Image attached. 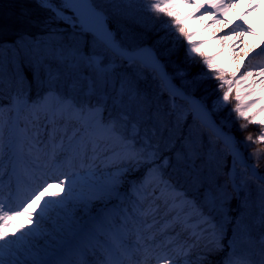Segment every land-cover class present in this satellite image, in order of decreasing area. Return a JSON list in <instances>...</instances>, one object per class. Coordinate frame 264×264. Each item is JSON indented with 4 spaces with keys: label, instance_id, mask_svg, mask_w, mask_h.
I'll return each mask as SVG.
<instances>
[{
    "label": "snow or ice",
    "instance_id": "obj_1",
    "mask_svg": "<svg viewBox=\"0 0 264 264\" xmlns=\"http://www.w3.org/2000/svg\"><path fill=\"white\" fill-rule=\"evenodd\" d=\"M238 2L141 0L146 11L170 18L163 26L177 34V43L181 38L187 42L188 60L195 62L197 54L202 58L208 71H201L193 83L219 81L222 95L211 102L193 98L182 82L175 81L162 62L163 53L118 40L109 28L108 10L97 0H37L39 8L49 14L41 21L44 38L21 34L10 41L0 40V177L5 170L3 159L11 165L9 183L0 179V264H214L218 253L224 256L215 264H264V175L257 171L260 157L253 154L256 163L249 164L235 136L213 119L228 106L234 83H239L235 79L239 69L229 78L230 70L201 50L207 41L194 40L200 34L196 25L213 17L216 19L209 27L224 24ZM260 7L253 0L249 11ZM188 8L194 11L186 13ZM241 21L233 34L255 32L250 21L244 17ZM223 39L231 40L232 35ZM256 55L264 57V48ZM252 67L257 65L250 61L248 68ZM258 67V75L264 77V63ZM65 68L84 73L91 69L90 94L100 84L107 95L111 84L114 96L107 100L112 112L100 101L85 108L60 94L53 85ZM176 75L183 77L184 73ZM253 75L245 70L240 80ZM149 78L155 90L140 87ZM33 84H47L48 94L32 100L29 90ZM260 84L264 85V79ZM5 88L9 90L6 105ZM235 100L231 111L240 119L252 123L264 115V107L252 111L264 103V88L250 102H245L238 90ZM258 124L264 126V119ZM185 127L187 135L179 138L182 143L177 148L175 131ZM246 140L264 143V127L255 140L251 135ZM226 161L231 168L223 173L225 180L220 183ZM100 165L108 169L102 181L95 179ZM167 169H171L170 179L163 178ZM238 172L242 174L239 180ZM250 181L259 189L256 221L243 191L251 188ZM129 183L135 193L132 207L123 219L108 214L119 226L108 216L95 218L92 225H78L65 211L74 204L79 205L75 215L94 211L89 207L93 201L119 199ZM57 184L64 195L52 191ZM189 188L199 195L198 201L188 198ZM60 212L65 226L46 232L45 226L52 228V217ZM161 214L163 227L157 219ZM21 216L28 217L32 227L18 224ZM67 231L73 232V238L61 244V232ZM169 235L173 238L165 239Z\"/></svg>",
    "mask_w": 264,
    "mask_h": 264
},
{
    "label": "rangeland",
    "instance_id": "obj_2",
    "mask_svg": "<svg viewBox=\"0 0 264 264\" xmlns=\"http://www.w3.org/2000/svg\"><path fill=\"white\" fill-rule=\"evenodd\" d=\"M113 3H120L121 2V5H123L124 3L125 4H129L128 0H111ZM241 1V0H239ZM136 3H140L141 5H143V3H141V0H131V3L129 5H132V4H136ZM8 3L6 2V5ZM3 5V4H1ZM20 5H23L22 6H19L17 7L16 9H7L8 11L10 12H6V11H3L0 9V19H2L3 21H12L11 22V26H10V30L13 31V30H19L18 32L20 34H28V35H35V36H38V33H42L41 34V38H44V33H43V30H42V25H41V21L43 19H40V18H37L38 15L36 17H32L36 15L35 14H31L30 13V8L28 7V9H25L24 7L26 6L25 4H20ZM263 5H264V0H263ZM144 6V5H143ZM5 7V6H4ZM2 7V8H4ZM8 7V5H7ZM258 11V9H257ZM259 13V12H258ZM46 17V15H45ZM44 17V18H45ZM168 18V17H167ZM38 19V20H37ZM166 19V18H165ZM109 23H110V26H112V29L115 30L116 34H117V39H123L120 35H119V32L117 31V29L115 28L116 26V21L114 19V15L110 13L109 15ZM263 30H264V23L261 25ZM16 35V34H15ZM19 35V34H17ZM200 41V40H199ZM261 41V40H260ZM186 41L183 40V44L186 45ZM206 43L202 46V51L205 52V49H203L205 47ZM251 46V45H250ZM184 48V47H183ZM257 46H252L250 49H246L244 48L242 50V54H239L241 56L239 57H244L245 59L250 57V56H253L255 51L257 50ZM185 51V56H186V50L184 49ZM221 58L223 60H226L227 56H225L224 54H220ZM195 60L197 61V65L199 66L200 70L202 71H205L207 72V68L206 66L203 65L202 63V58L199 56V54H197L195 56ZM251 62H255V59H251ZM119 61L117 62V65H118V68L117 70L120 71L122 70L120 67H119ZM229 68H231V71H235L237 68L241 67V64L238 63L237 66H233L232 64H228L227 65ZM170 72L172 73V75L177 78V80L179 82H182L183 84L186 85V87L189 89V91L192 93V94H199V95H204V94H207V98H210L211 101L215 100L216 97L218 95H222V91L223 90H220L217 86L219 84V81L215 80V79H212V80H207L209 82L210 85L207 86L206 89H204V91H200L198 86L193 84L192 81L190 79H188L187 77H181V76H178L176 75L177 72H180V69H177V68H171V67H168ZM64 70H66V72H71L76 79L77 81H74L73 82V88H75V93H78L80 92L79 90H81L80 92V95H76L75 99L74 97H72L71 95L73 94H65V92H61L60 94L66 96L67 98L69 99H73V102L76 103L77 105L81 106V107H89V106H96L97 105V102L100 101L102 106H104L107 111L109 112H112L113 110V107H112V103L107 100V96H114V91H113V88L111 87V84L109 85L108 89H107V95L105 94V89L102 85L98 84L97 85V88H96V91L101 95H97L99 96V99L101 100H90L89 99V94L91 93L92 91V79H93V75H92V71L91 69L88 71V73H84L82 69L80 70H77V69H72V68H65ZM245 70H253L252 68H248L245 67L244 68V71ZM243 71V72H244ZM239 71H236V77L235 79L236 80H239L241 74L243 73H238ZM212 75L215 76V72L214 70L212 71ZM229 78H231V75L229 74ZM82 79V80H81ZM82 82L86 83V84H82ZM191 83V84H190ZM188 84V85H187ZM70 87V85H69ZM140 87L142 89H148V88H151L153 90H155V83L154 81H152L150 78L147 79L146 81H143L141 82L140 84ZM226 90V89H225ZM236 91H237V83H234V87H233V90H232V94L230 95V102L228 104L227 107H224L220 112H217L215 115L219 116V120L221 121V123H223L227 128H231V117H235L237 118L238 120H240V118L238 117V115L231 111V109H233L236 105V100H235V95H236ZM87 92V95H85V93ZM48 94V91H45L44 93H42L40 96H44V95H47ZM9 95V90L7 88H5V99L3 101V103H5V105L8 103V100H7V96ZM83 95V96H82ZM39 95L36 96L34 99L32 100H35L37 99L38 97H40ZM87 96V98H86ZM205 98V96H202ZM106 99V100H105ZM166 99V97H165ZM210 100H207L208 102ZM105 101H108L109 103L105 102ZM5 119L8 118L7 116V111H5ZM243 120V119H242ZM174 122V121H173ZM191 122L189 121V124ZM254 123V125H256L257 129L255 130L254 134H251V136L254 138L258 137L259 134H260V129L261 127H264V126H260L258 124V121H255V122H252ZM252 123H248L249 125H252ZM253 126V125H252ZM254 127V126H253ZM187 135V128H183L181 130H176L175 131V136L176 137H182V136H186ZM177 138V140H178ZM165 155H169V153H164ZM229 161H230V158H229ZM229 161H226V168L222 170L221 172V176H220V183H223L224 180H225V176L223 175L224 172L228 171V168H229ZM166 174H171V169H167L165 170V173H164V176L163 178L164 179H168L166 176ZM174 177V176H172ZM242 178V174L239 173V176H238V180ZM129 180L132 182V183H135L136 180L133 179L132 176L129 177ZM250 185H251V188L250 189H244V196L248 198L249 200V204H250V207L248 209V211L251 213V218L256 221L258 220V216H259V189H258V185L255 183V182H252L250 181L249 182ZM191 192H190V191ZM52 191H55L57 193H60L61 195H64L62 189L60 188V186L57 184V185H54ZM188 191L190 193L194 192L192 191V189H188ZM84 192H85V189H84ZM133 188L131 187V183L129 184H126L122 190L120 191L119 193V199L117 198H113L112 201H108V202H99V201H93L91 205H89V207L91 208L92 206H94V211H90V212H87V213H84L82 215H75L74 217L70 216L68 214L69 217H72V219H74L78 225L80 224H89V225H92L93 222H94V218H97V217H103V216H108V219L111 220L112 224L115 225V226H119L117 224V220L113 217V216H110L108 215L109 213H112L114 214L115 216H118L120 219H123V215L128 211V209H130V203H133V200L132 198H135L133 196ZM198 195V194H197ZM199 196V195H198ZM189 199H192V200H196L194 198L193 195H189L188 196ZM34 209L36 208V205L33 204L32 206ZM73 207H79L78 204H74ZM235 210V209H234ZM38 211V209H37ZM67 212V209L65 210ZM77 213L76 211H74V214ZM17 223L18 224H21V225H24L26 227H32L31 224H29V219L28 217L26 216H21L18 218L17 220ZM66 224V220H65V217H64V213L63 212H60L58 213L57 215L53 216L52 217V220H51V224H52V228H48L47 225L45 226V229H46V232H53V230L55 231H60V226L61 224ZM11 229H9V232L11 233ZM256 235L258 236L259 235V228H258V225H257V228H256ZM61 236L63 237V240H61V244H65L67 242H70L73 238V232L72 231H68L67 233L65 232H61ZM229 238L228 237H225V239L227 240ZM86 239L87 238H83V240L86 242ZM45 243H48V241H45ZM224 256L223 253H218L216 254V256L214 257V264H215V261H218L220 260L222 257Z\"/></svg>",
    "mask_w": 264,
    "mask_h": 264
},
{
    "label": "trees",
    "instance_id": "obj_3",
    "mask_svg": "<svg viewBox=\"0 0 264 264\" xmlns=\"http://www.w3.org/2000/svg\"><path fill=\"white\" fill-rule=\"evenodd\" d=\"M6 2L8 3V7ZM97 2L104 4L109 15L110 13L114 15V19L116 21L115 28L119 32V35L126 42L139 45L143 43L152 44L157 49L158 53L164 54L163 60L168 67L180 69V72L184 73L183 77H187L192 81V83L196 80V77L202 70H200L199 66L195 62L186 58L183 48V38H181V42L177 43L175 40V36L177 34L169 32V30L163 26L162 22H170V18L160 14L150 13L146 11L144 6L140 3L132 5L124 3L121 5V2L113 3L111 0H97ZM20 4H25V9H28L29 7L31 14L36 13L35 16L32 15L33 18L38 15L37 18L44 19L45 15H49L47 12L39 8L38 4L29 0H0V9L10 12L8 11L9 9L13 10L19 6L23 7V5ZM127 12H131V17L125 14ZM11 22L12 21H3L0 19V40L10 41L13 38H18L21 35L18 32L19 30H17V32L16 30H10ZM41 34L38 33V37H40ZM71 74V72L67 73L66 70H64L63 74L55 84L67 87L69 82L74 78V76ZM193 84L197 85L200 91H204V89L210 85L207 80L197 81ZM38 87L39 86L36 84L32 85L33 89ZM93 94L97 95L99 93L95 91ZM203 96L207 98V94H204ZM207 99L210 100V98ZM231 123V130H233L236 134L245 154L250 159H252L251 157L253 154L258 155L260 157L259 169L264 172V143L253 144L252 142L246 140L247 136L254 134L256 127L254 125V127L249 125L245 120H238L233 116L231 117ZM243 125L247 126L242 127ZM252 160L256 163L255 159Z\"/></svg>",
    "mask_w": 264,
    "mask_h": 264
},
{
    "label": "bare ground",
    "instance_id": "obj_4",
    "mask_svg": "<svg viewBox=\"0 0 264 264\" xmlns=\"http://www.w3.org/2000/svg\"><path fill=\"white\" fill-rule=\"evenodd\" d=\"M226 2L232 3L234 2V0H226ZM252 2L253 0L239 1L237 7L233 11L227 14L225 23L222 25L209 27L210 25H212V19H216V17L203 21L200 25H196L195 27L200 28V34L194 37V40L196 41H199V40L207 41L205 47L203 48L205 49V53L209 56L216 57L215 62L223 67L228 68L230 70L229 74L231 76H232V71H231V68L227 66L228 64L237 66V64L240 63L241 67L238 68L239 69L238 73H242L244 71V68L249 65V62L251 61V59H255V62H251L253 65H257V67H252L253 70H251L254 73V75L248 78L247 81L240 80L239 78L238 80L239 83H237V91L239 90L241 96L245 99V102H250L251 100L256 99L260 95V89L264 88V85L260 84V80L264 79V77H260L258 75L259 70H260L258 65H260L261 63H264V57L256 55L257 53L260 52L261 48H264V30L261 26L264 23V5H263V0H255V2H258L261 4V7L258 9V11L256 10L255 12H250L249 4ZM191 11H194V9L188 8L186 10V13L191 12ZM201 12H203V9H201ZM245 13H247V16H245ZM197 15H199V13H197ZM241 17H244L246 22L247 21L251 22L252 27L255 29L254 33H249L243 36H237L236 34H233L232 30L235 29L237 25L242 22ZM246 22L244 24L245 28L247 27ZM189 25L190 26L192 25L191 21H189ZM204 29H208V31H204ZM193 30H195V28ZM227 35H232V39L231 40L223 39V37ZM252 46L258 47L253 56H250L246 59L243 56L239 57L241 56L239 54H242L241 52L244 48L250 49ZM143 47L153 48L149 44L143 45ZM183 47L186 50L184 44H183ZM220 54H224L225 56H227L226 60H223ZM253 89H255L254 94L249 96L248 93L252 92ZM192 96L195 99L201 98L198 95H192ZM260 107H264V103H260L256 105L252 111L258 112ZM213 119L216 120L217 123L223 127L224 131L229 132L231 135L234 136L233 134L234 132H231L230 130L226 129L217 120L215 115ZM260 119H264V115L257 117L256 121H259ZM8 162L9 160L7 158L3 159V163H5L4 168L8 165ZM230 168H231V164H230ZM107 172H108V169H106L103 165H100V170L97 172L95 179L102 181L107 175ZM101 173H103V175ZM238 176H239V172H238L237 178ZM10 177H11V172H9L8 169L5 168V172L3 176L0 177V179H3V183L7 185L9 183ZM86 193H87V189L85 188V194ZM133 194L135 195V193ZM91 208L94 209V206H92ZM74 211L79 212V207L76 208V207L71 206L67 208V213L72 217L75 216ZM82 214L84 213H80L79 215H82ZM159 218L160 216L157 217V219ZM64 226H65L64 223L61 224L60 229ZM165 239H171V237H167Z\"/></svg>",
    "mask_w": 264,
    "mask_h": 264
},
{
    "label": "water",
    "instance_id": "obj_5",
    "mask_svg": "<svg viewBox=\"0 0 264 264\" xmlns=\"http://www.w3.org/2000/svg\"><path fill=\"white\" fill-rule=\"evenodd\" d=\"M249 164H253V163H250V162H248ZM257 171H258V169H257ZM258 173L260 174V175H262L259 171H258Z\"/></svg>",
    "mask_w": 264,
    "mask_h": 264
}]
</instances>
